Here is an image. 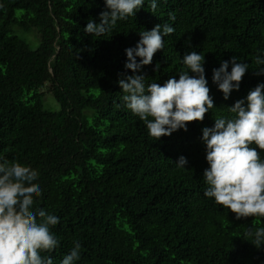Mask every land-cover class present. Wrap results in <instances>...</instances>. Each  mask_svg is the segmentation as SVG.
<instances>
[{
	"label": "trees",
	"instance_id": "obj_1",
	"mask_svg": "<svg viewBox=\"0 0 264 264\" xmlns=\"http://www.w3.org/2000/svg\"><path fill=\"white\" fill-rule=\"evenodd\" d=\"M0 5V156L38 173L42 195L32 211L60 219L51 229L59 246L42 256L60 264L79 241L76 264H264V244L246 236L264 218L237 220L204 195L209 165L200 139L203 127L233 115L228 106L264 82L256 74L264 69L257 63L264 58V0H157L155 14L145 0L101 37L84 28L89 19L99 23L104 0ZM157 24L175 31L136 74L146 85H163L186 70L185 54L198 52L215 108L187 131L155 141L124 106L118 80L133 74L124 67L125 49ZM232 57L249 69L225 100L213 69ZM46 93L58 109L45 106ZM181 155L184 168L175 163Z\"/></svg>",
	"mask_w": 264,
	"mask_h": 264
},
{
	"label": "clouds",
	"instance_id": "obj_2",
	"mask_svg": "<svg viewBox=\"0 0 264 264\" xmlns=\"http://www.w3.org/2000/svg\"><path fill=\"white\" fill-rule=\"evenodd\" d=\"M104 3L99 23L89 19L84 28L86 34L101 37L111 32L118 21L135 16L145 0H104ZM147 5L155 14L157 0H147ZM174 31L169 24H157L151 30L139 32L136 45L125 49L124 67L133 74L118 80L124 106L145 123L155 141L181 129L187 131L189 122H202L205 114L215 108L206 79L205 56L198 52L185 54L182 63L186 70L178 79L172 76L163 85L156 82L146 85V77L136 74L143 66L152 64L154 54L164 47V37ZM257 63L264 65V58L258 57ZM248 69L247 63L238 62L235 57L213 69L212 81L225 100L233 90L239 91ZM256 74L264 75V69ZM228 110L233 115L215 118L213 126L202 128L200 139L209 165L203 173L208 185L204 195L235 213L237 220L249 216L264 218V157L261 156L264 82L228 106ZM175 163L184 168L188 160L181 155ZM37 179L38 173L31 167L0 156V264H53L51 256L41 253H51L59 246L60 241L51 229L60 219L44 209L32 211L34 197L42 195ZM246 236H254L251 241L259 247L264 244V227ZM81 247L75 241L60 264H76L81 258Z\"/></svg>",
	"mask_w": 264,
	"mask_h": 264
},
{
	"label": "rangeland",
	"instance_id": "obj_3",
	"mask_svg": "<svg viewBox=\"0 0 264 264\" xmlns=\"http://www.w3.org/2000/svg\"><path fill=\"white\" fill-rule=\"evenodd\" d=\"M21 36H23L22 32L19 33ZM31 40L35 41L36 36L32 33L30 34ZM38 40L35 43H32L31 46L35 47L38 44ZM44 103L47 108L50 109H58L59 108V102L53 97L51 93H46L44 97Z\"/></svg>",
	"mask_w": 264,
	"mask_h": 264
}]
</instances>
